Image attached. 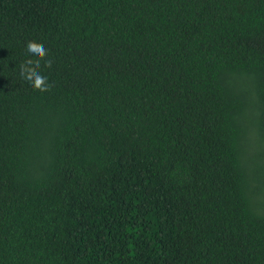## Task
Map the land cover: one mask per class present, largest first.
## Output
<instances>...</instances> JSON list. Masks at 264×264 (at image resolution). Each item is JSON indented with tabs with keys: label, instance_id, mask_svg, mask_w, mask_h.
<instances>
[{
	"label": "trees",
	"instance_id": "trees-1",
	"mask_svg": "<svg viewBox=\"0 0 264 264\" xmlns=\"http://www.w3.org/2000/svg\"><path fill=\"white\" fill-rule=\"evenodd\" d=\"M0 264H264V0H0Z\"/></svg>",
	"mask_w": 264,
	"mask_h": 264
},
{
	"label": "clouds",
	"instance_id": "clouds-1",
	"mask_svg": "<svg viewBox=\"0 0 264 264\" xmlns=\"http://www.w3.org/2000/svg\"><path fill=\"white\" fill-rule=\"evenodd\" d=\"M26 53L33 57L20 64V77L37 91L42 93L48 92L51 89V84L48 78L42 74L41 68H51L52 61L46 59L48 52L42 43L29 41L25 47ZM43 62V65L42 63Z\"/></svg>",
	"mask_w": 264,
	"mask_h": 264
}]
</instances>
